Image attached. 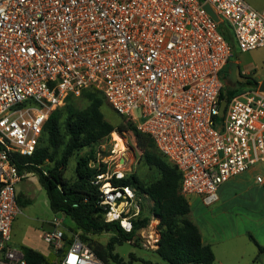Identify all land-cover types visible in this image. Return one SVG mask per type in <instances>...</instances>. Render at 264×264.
I'll return each mask as SVG.
<instances>
[{
	"label": "built area",
	"instance_id": "2783aa9c",
	"mask_svg": "<svg viewBox=\"0 0 264 264\" xmlns=\"http://www.w3.org/2000/svg\"><path fill=\"white\" fill-rule=\"evenodd\" d=\"M236 47H264V7L244 0H0V264H27L11 245L22 213L17 186L28 177L13 155H33L49 116L86 91L101 93L153 140L181 173L189 200L213 206L232 178L264 167V93L241 88L221 98ZM99 192L105 222L131 233L144 208L136 191L106 181ZM52 225L43 239L53 252L64 251L66 235L71 240L60 264H105L62 220Z\"/></svg>",
	"mask_w": 264,
	"mask_h": 264
},
{
	"label": "trees",
	"instance_id": "16d2710c",
	"mask_svg": "<svg viewBox=\"0 0 264 264\" xmlns=\"http://www.w3.org/2000/svg\"><path fill=\"white\" fill-rule=\"evenodd\" d=\"M220 29L232 43L225 26L224 29L221 27ZM228 74L227 67L224 75L225 82ZM238 92L239 89H234L225 83L221 98L229 100ZM76 100L85 101L87 107L76 108L74 105ZM104 102L106 103L104 96L93 90L86 91L79 98H69L64 107L56 109L49 116L34 154L31 156L14 154L13 158L21 175L33 174L37 176L39 184L46 191L53 213H62L69 217L75 225L76 232H80V238L85 244L90 241L88 238L90 235L112 233L113 236L104 249L95 248L96 255L105 264H108L110 260L116 264H123L124 260L115 253L117 247L133 241L137 233L149 224V215L145 214L143 208L140 218L134 222L133 231L126 233L119 223L105 222V211L99 204V185L93 183L95 177L103 172L89 169L85 163L79 162L76 182L70 183L63 176V170L75 151L97 143L115 131L114 125L105 119L102 112ZM63 113L66 115L64 126L68 141L61 158L57 160L55 155L63 143L61 133ZM129 126L134 128L137 133V143L143 152L142 157L145 163L157 169L159 177L147 186H143L135 176L127 179L113 178L112 184L115 187H131L137 191L138 195L143 194L154 203V215L160 219L157 254L165 263L214 264L215 254L211 246L203 243L200 230L191 216L190 203L181 194V173L159 153L150 137L139 133L133 124ZM126 130V126L121 127V131ZM44 138L47 146L43 147L40 146V143ZM48 163H54V165L47 167ZM18 203L21 207H25L31 202L22 201L18 196ZM249 238L257 246L259 254L264 255V246H260L253 236L249 235ZM65 239L67 245L70 246L71 240L67 235ZM20 249L27 264H60L59 258L63 253L62 250L45 256L28 246H21ZM130 258L136 260L134 254H131ZM142 261L143 264H160ZM127 264H133V262L130 261Z\"/></svg>",
	"mask_w": 264,
	"mask_h": 264
},
{
	"label": "rangeland",
	"instance_id": "374dc122",
	"mask_svg": "<svg viewBox=\"0 0 264 264\" xmlns=\"http://www.w3.org/2000/svg\"><path fill=\"white\" fill-rule=\"evenodd\" d=\"M244 1L257 10L264 7V0ZM231 61H238L240 68V70L238 68V82L234 89H248L250 87H255L251 85V82L254 80L256 71H259L261 64L264 62V47L246 53H242L236 47L235 55ZM240 71L249 72V74L242 76ZM248 80L250 81L249 84L246 83ZM225 83H227V81ZM74 105L78 109H84L87 107L86 102L83 100L74 101ZM102 112L105 119L114 125L115 131L113 133L123 140L124 149H120V144L114 139L113 133L97 143L78 149L69 159L68 165L63 170L64 178L70 183L76 182L78 179V164L79 162H82L85 163L86 167L89 169L103 172L95 177L93 181L94 184L98 182V185H101L106 181H111L112 183L113 178L127 179L133 176L137 177L143 186H147L155 181L159 177L158 171L154 167H150L145 163L142 157L143 152L140 150L137 143V133L134 128L129 126L130 123H128V120L117 115L110 105L105 102ZM65 118L66 115L63 113L61 118L63 143L55 155L57 160L61 158L64 147L68 141L64 126ZM122 126H126L127 130L121 131ZM40 146H47L45 138L42 139ZM53 165L54 163H48L47 167ZM255 168L257 169V171L255 170L256 172L260 171L264 173L263 165L258 164ZM17 191L22 201L28 200L31 203L27 204L25 207H21L22 213L15 221L11 239V245L14 248L20 249L21 246H28L43 252L50 250L49 256L53 254L52 247L44 241L43 235L44 233L53 230L52 221L54 219L62 220L65 229L70 230L72 234L80 236V232H76L75 225L69 217L62 213H53L50 208L46 191L39 184L37 176L29 174L28 177L18 184ZM231 191L232 185H223L219 190V198H221V195L224 197L231 196L232 198L233 193ZM241 198H248L253 201L252 203H248V205H244L242 202L243 199H237V201H233L232 203L226 199L223 200V202H220L219 200L216 204L210 207L205 206L199 199H197L198 202L196 204L194 201L195 198H191L190 202L195 204V211H211L214 214L220 212L222 214V212L225 211L219 218L222 222L230 219H234L237 222L239 216L243 217L245 219L241 220L240 218L239 225L236 227H238V229L254 231L255 228H252V220L258 217L261 213L264 214V198L261 194L257 193L256 190L251 192L249 196H242ZM137 199H140L139 202H142L145 214L149 215V224L146 228L141 229L137 233L133 241L117 247L115 253L124 260L123 264H127L130 261H132L133 264H143L142 260L167 264L157 254V241L160 239L158 228L160 219L154 215V203L143 194H137ZM247 218L250 220H247ZM231 226H233V224L230 225V227ZM112 236V233L90 235L88 237L90 241L88 244L86 243V245H89L88 247L96 254L95 248L104 249ZM68 249L69 246L66 245L63 252L65 253ZM131 254L135 255V261L131 260ZM108 264L116 263L110 260Z\"/></svg>",
	"mask_w": 264,
	"mask_h": 264
},
{
	"label": "crops",
	"instance_id": "0c3cea01",
	"mask_svg": "<svg viewBox=\"0 0 264 264\" xmlns=\"http://www.w3.org/2000/svg\"><path fill=\"white\" fill-rule=\"evenodd\" d=\"M263 8V7H262ZM261 8V9H262ZM256 9V8H255ZM259 10V9H258ZM238 63V61H236ZM239 66V63H238ZM240 70V68H239ZM243 75H248L249 72H242ZM250 82V81H249ZM264 82V62L261 64L259 71H256L254 80H252L251 85L259 87L261 83ZM257 169L254 167L250 171L232 178L225 185H232V198L231 196L224 197L221 195L219 199L220 202L228 199L230 203L237 201V199L242 200L244 205L252 203L253 200L248 198H241L242 196H249L254 190L261 194L264 198V183L258 182L259 177H264V173L256 172ZM264 172V170H263ZM19 195V193H18ZM234 196V197H233ZM195 198V204L198 202V198ZM232 200V201H231ZM191 206V216L193 221L198 226L202 241L205 245L211 246L215 254L214 264H264V255H260L257 246L250 240L249 235L253 236L256 242L260 246H264V214L261 213L258 217L252 220L254 231H249L248 229H238L239 220L245 219L239 216V220L236 222L234 219L222 222L220 217L224 214L213 213L211 211L199 212L195 211L193 203L190 202ZM219 204V203H218ZM217 204V205H218ZM247 220H250L247 218ZM15 224V222H14ZM230 227V225H232ZM14 227V225H13ZM35 249V248H33ZM37 250V249H35ZM49 256L50 250L46 252L37 250Z\"/></svg>",
	"mask_w": 264,
	"mask_h": 264
},
{
	"label": "water",
	"instance_id": "95a60500",
	"mask_svg": "<svg viewBox=\"0 0 264 264\" xmlns=\"http://www.w3.org/2000/svg\"><path fill=\"white\" fill-rule=\"evenodd\" d=\"M205 9L206 11L212 16V18L218 22L220 24V27L222 29H224V25L222 23H220V20L218 18V16L214 13V11L212 10V8L210 7V5H205ZM238 63L235 61H231L228 65V76H227V84L230 85L231 87H236L237 82H238ZM259 91L264 93V82L260 84L259 86ZM227 105V101L223 100L221 103V107H220V114L219 117H223L224 115V111H225V107Z\"/></svg>",
	"mask_w": 264,
	"mask_h": 264
},
{
	"label": "bare ground",
	"instance_id": "6f19581e",
	"mask_svg": "<svg viewBox=\"0 0 264 264\" xmlns=\"http://www.w3.org/2000/svg\"><path fill=\"white\" fill-rule=\"evenodd\" d=\"M114 139L118 142V144H120V149L123 150L124 149V143L123 140L120 139V137H118V135H116L115 133H113Z\"/></svg>",
	"mask_w": 264,
	"mask_h": 264
}]
</instances>
